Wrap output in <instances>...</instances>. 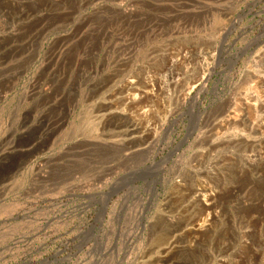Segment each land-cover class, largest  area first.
Returning <instances> with one entry per match:
<instances>
[{
	"label": "rangeland",
	"instance_id": "rangeland-1",
	"mask_svg": "<svg viewBox=\"0 0 264 264\" xmlns=\"http://www.w3.org/2000/svg\"><path fill=\"white\" fill-rule=\"evenodd\" d=\"M262 70L264 0H0V264H264ZM134 80L160 127L128 154Z\"/></svg>",
	"mask_w": 264,
	"mask_h": 264
},
{
	"label": "bare ground",
	"instance_id": "bare-ground-1",
	"mask_svg": "<svg viewBox=\"0 0 264 264\" xmlns=\"http://www.w3.org/2000/svg\"><path fill=\"white\" fill-rule=\"evenodd\" d=\"M207 51H209V50H207ZM178 53H180V52H178ZM204 53H203V55H200L198 57V59H196L197 64L200 65V68H199V72H198L197 77L195 78L194 81H192V84H195V85L196 84H202L203 87H205V85L207 84V82H208V80H209V78H210V76L212 74V69L211 68H207V65L205 64V60H206L205 57L208 56V58H209L212 55L207 54V52H206V54H204ZM208 53H210V52H208ZM187 56H189V55H186V54L185 55L184 54L174 55L173 57L170 58L172 65L176 64L178 61L180 62L178 64H180L182 66L185 65V64L186 65H191L192 59L189 60L190 56L189 57H187ZM186 67H188V66H186ZM259 75H260L259 76L260 77V82L262 83V87L264 88V70L259 71ZM170 76H172V75H170ZM177 76H179V75L176 74V73L173 74V77H171V79H170V86L175 84V82H176L175 78ZM192 84H191V86H192ZM151 86H152L151 83H141L138 80H134V81H131V82L129 81L126 84V86H125V89H124L125 97L122 100V105L124 106V108L122 109V111L126 112L127 114H129L131 116L132 115L137 116L138 117V123H135V124L127 127L126 129L121 130L117 134H114L111 137V139L122 138L118 142H123L125 140H129V143L125 144L124 147H123L125 152H128V154H131V153L133 154V152H138L139 151L138 149L141 146L149 143L150 142L149 140L151 139L153 134H155V133L157 134V132H158L157 130L160 127V124H158L157 121H155V122H151V121L146 122L145 121V118H147L148 115H149L148 114L149 109L146 110V108H149V105L147 104V102H148V100H147L148 96L147 95H148V93L151 92V91H149V89L153 90V89H151V88H153ZM160 88L159 89L157 88L159 92H161ZM193 88H194V85L189 89V91H191ZM197 99H198V97L195 98L194 104L197 102ZM256 100H258L256 102L258 103L257 105H258L259 109L263 111V107L264 106L261 103V100H259V99H256ZM103 107H104V109H102V111L99 112V115L97 116V118L103 119V118L108 117L109 114H113V116H118L117 113H118V110L120 109V105L119 104H115L112 101H109L107 103V105L103 106ZM150 109H151V106H150ZM105 112H108V113L105 114ZM199 115H201V114H199ZM232 118L235 119V117L232 114H229V115H227L224 118L222 123L219 121V123H221V125L219 126V129L221 131L222 130L224 131L225 128L229 127L232 124V121H231ZM167 120H168V115H164V117L162 119V122L165 123ZM233 123H235V122H233ZM221 131H220V134L223 132V131L222 132ZM216 132H214V134L212 133L213 134L212 138H214L216 136L215 135ZM218 134H219V132H218ZM217 137L218 136H216V138ZM221 144H223L222 141H220L218 143H214L213 142L211 145H209V148H210V150H215L218 147H220ZM257 157L259 159L262 158V156L259 155V154L257 155ZM148 168H150V167H148ZM200 192L201 193H200V197L198 198V200H200L202 202H205V201L207 202V201L212 199V196H211L212 194L209 193L210 190H209V188L205 187V185L202 186ZM203 210H206V208L203 209ZM194 222L195 223H194L193 226H195L196 229L194 231H192L190 234L193 235L194 237H196V236L199 237L202 234L201 230L203 229L204 224H205L206 221L204 219H201V217H199ZM173 248L174 247L170 246L168 248V250H172Z\"/></svg>",
	"mask_w": 264,
	"mask_h": 264
}]
</instances>
